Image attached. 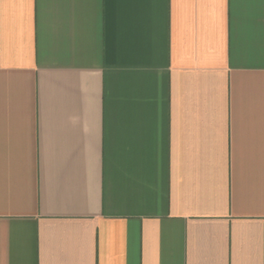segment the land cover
I'll return each instance as SVG.
<instances>
[{
	"label": "crops",
	"instance_id": "obj_1",
	"mask_svg": "<svg viewBox=\"0 0 264 264\" xmlns=\"http://www.w3.org/2000/svg\"><path fill=\"white\" fill-rule=\"evenodd\" d=\"M0 264H264V0H0Z\"/></svg>",
	"mask_w": 264,
	"mask_h": 264
}]
</instances>
